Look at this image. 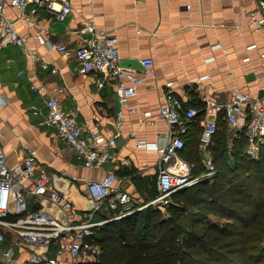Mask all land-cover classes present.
I'll list each match as a JSON object with an SVG mask.
<instances>
[{"label":"crops","instance_id":"1","mask_svg":"<svg viewBox=\"0 0 264 264\" xmlns=\"http://www.w3.org/2000/svg\"><path fill=\"white\" fill-rule=\"evenodd\" d=\"M259 1L69 0L71 10L62 19H54L44 8L38 10L35 19L43 28L45 44L36 40L35 28L18 19L16 9L6 8L5 16L13 21L25 43L0 47V96L6 100L4 106L0 105V146L9 166L35 152L36 174L44 171L51 187L62 192L72 204L70 211L62 212L45 198L36 205L27 193V207L41 206L57 218L79 222L85 218L84 211L92 208L84 195L85 181L100 179L108 172L117 176L116 185L130 196L131 207L138 201L141 206L142 202L152 200L150 192L154 189L147 183L157 178L159 149L167 143L168 126L157 115L164 93L171 90L185 108H198L204 105L205 98L226 101L237 90L256 95L264 87V66L259 60L264 51V26L255 31L245 15L246 11H256ZM89 21L117 37L121 62L152 59L150 74L129 101L128 107L136 108L135 112L128 113L126 107L117 103L112 86L98 87L95 74H78L73 54L50 48L52 43L75 47L79 42L76 31ZM252 44L254 47L246 48ZM25 47L56 66L57 73L32 63L24 53ZM8 59L13 61L7 67ZM31 74L37 79H30ZM38 80L49 89L62 87L64 110L75 111L79 124L87 128L98 123L106 136L116 131V112L124 111L120 135L115 138V146L109 150L111 158L105 164L86 168L73 150L57 138L55 130L41 122L42 114L32 112V105L43 106V96L30 89ZM143 112L151 116L145 117ZM223 125L231 143L237 129L226 122ZM202 128V118L195 117L183 135L181 157L191 138L197 136L200 144ZM21 184L26 187L31 181ZM10 208L13 209L12 204ZM100 214L95 212L91 218L98 220ZM60 245L66 250L65 240L46 248L17 243L7 234L0 242V264H30L31 251L49 259L57 258ZM7 250L10 258L3 256ZM66 259L67 253L60 256L62 264Z\"/></svg>","mask_w":264,"mask_h":264},{"label":"built area","instance_id":"2","mask_svg":"<svg viewBox=\"0 0 264 264\" xmlns=\"http://www.w3.org/2000/svg\"><path fill=\"white\" fill-rule=\"evenodd\" d=\"M6 8L16 9L18 19L28 27L35 28L34 36L40 44H45L46 40L42 26L35 19L38 10L44 8L57 20L62 19L71 10L69 0H0V47L25 43L13 21L5 16ZM245 15L253 29L259 31L264 26V0L258 2L256 11H246ZM76 33L79 42L75 47L66 48L64 44L52 43L50 48L73 54L77 61L78 74H95L98 87L112 86L117 103L126 107L128 113L135 112L136 108L128 107L129 101L137 95L144 77L150 74L152 59H141L143 69L140 71L122 66L118 40L113 33L98 29L90 21ZM252 47L253 44L246 48ZM24 53L32 63H38L44 71L57 73L56 66L36 51L25 47ZM245 60H248V57H245ZM259 60L261 66H264V51L260 53ZM12 61L8 59L6 66ZM29 78L34 79L36 76L31 74ZM30 89L43 96V106L32 105V112L42 114L41 122L55 130L57 138L73 150L74 155L86 168L100 167L111 158L109 150L115 146V138L120 135L124 111L116 112V131L112 136H106L98 123L87 128L79 124L75 111L64 110L61 103L64 93L62 87L54 86L49 89L44 82L38 80L31 84ZM5 104L6 100L0 96V105ZM143 115L151 116L149 112H143ZM157 115L168 126L165 133L167 143L159 149L157 161V194L138 209L147 205L166 206L172 193L215 175L216 167L208 146L217 131L219 118L242 133L246 140V156L258 159L260 149L264 146V87L256 95L237 90L226 101L205 98V103L200 108H185L181 99L168 90L163 95ZM197 116L203 120L199 149L204 171L194 176L191 174V166L180 156L179 151L184 147L183 135ZM36 169L35 152H29L21 161L9 166L0 146V242L5 240L7 234H10L15 242L28 246L47 248L53 243L66 241V250L60 245L56 252L57 258L49 259L42 253L31 251L28 259L30 264H62L60 256L65 253L68 254V259L64 260L65 264L83 263V254L88 258L96 256L99 248L92 243L94 229L132 211L130 196L116 185L117 176L108 172L100 179L86 180L84 195L92 203V208L84 211L85 218L81 221L70 222L57 218L41 206L34 209L27 207L28 193L36 205H40L41 200L45 198L62 212L72 209L70 200L62 192L51 187L49 176L44 171L36 174ZM24 180L31 181V184L23 186L21 182ZM11 204L13 209L10 208ZM118 207L121 211L113 218H91L95 212L114 210ZM3 256L10 258V251H4Z\"/></svg>","mask_w":264,"mask_h":264},{"label":"trees","instance_id":"3","mask_svg":"<svg viewBox=\"0 0 264 264\" xmlns=\"http://www.w3.org/2000/svg\"><path fill=\"white\" fill-rule=\"evenodd\" d=\"M221 119L208 146L215 175L172 193L166 206L133 207L95 228L99 253L83 264H264V146L251 159L238 131L229 148ZM198 146L191 138L183 156L194 176L204 171Z\"/></svg>","mask_w":264,"mask_h":264},{"label":"rangeland","instance_id":"4","mask_svg":"<svg viewBox=\"0 0 264 264\" xmlns=\"http://www.w3.org/2000/svg\"><path fill=\"white\" fill-rule=\"evenodd\" d=\"M228 146H229V148L231 147V143H229L228 144ZM258 157H259V154H258ZM229 161L231 162V158L229 159ZM149 186H152L151 188L152 189H154V190H152V193L154 194L155 193V186H156V178H155V180H154V178H152L150 181H148V183H147ZM151 200V199H150ZM150 200H148V201H150ZM148 201H146V202H148ZM146 202H142V204L143 203H146ZM140 202L138 201V203L136 204V206H132V207H136V209H138L139 207H140V204H139ZM145 208V207H144ZM133 209V208H132ZM134 210V209H133ZM212 220H214V218L213 217H210ZM88 257H86L84 254L82 255V259H83V261H87L88 259H87Z\"/></svg>","mask_w":264,"mask_h":264},{"label":"water","instance_id":"5","mask_svg":"<svg viewBox=\"0 0 264 264\" xmlns=\"http://www.w3.org/2000/svg\"><path fill=\"white\" fill-rule=\"evenodd\" d=\"M121 65L122 66H125V67H128L130 66L131 68H134L135 70L137 71H140L142 70V65L140 64V62L136 59H133V60H123L121 62Z\"/></svg>","mask_w":264,"mask_h":264}]
</instances>
